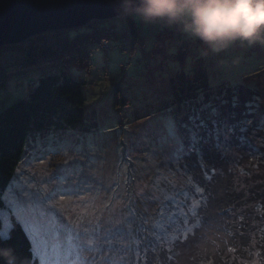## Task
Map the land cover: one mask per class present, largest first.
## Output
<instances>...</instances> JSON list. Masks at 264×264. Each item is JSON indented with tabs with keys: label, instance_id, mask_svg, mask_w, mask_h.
<instances>
[{
	"label": "rangeland",
	"instance_id": "rangeland-1",
	"mask_svg": "<svg viewBox=\"0 0 264 264\" xmlns=\"http://www.w3.org/2000/svg\"><path fill=\"white\" fill-rule=\"evenodd\" d=\"M138 24L141 37L135 46L127 39L109 38L112 47L95 46L89 66L75 69L87 80L88 121L95 127L87 132L33 133L4 190L13 201L15 192L27 191L35 213L18 215L17 221L28 233L41 264H146L147 254L155 252L159 241L169 247L193 232L201 190L179 162L184 143L178 122L184 118L186 125L193 124L204 109L202 117L207 120L210 91L223 101L219 109L224 115L233 111L234 101L257 112L250 140L259 142L264 136L259 129L264 124V45L237 42L212 52L176 28ZM180 37H184L185 48L179 47ZM120 41L127 49L118 45ZM11 57L17 58L16 54ZM21 71L0 90V111L24 96L29 81L37 79L41 70L19 74ZM206 83L210 90L201 86ZM117 85L130 99L129 105L115 103ZM187 90L190 96L186 100L182 95ZM229 125L230 120L221 124L222 134L234 140ZM198 126L210 157L207 129ZM187 127L182 128L186 137ZM233 154L223 162L236 187L258 181L252 178L258 177L255 171L264 174V160L255 162L252 157ZM226 174L214 177L223 182ZM217 188L202 225L210 234L203 252L210 255L218 254L219 246L226 250L230 244L225 242L230 239L225 231L229 215L221 211L225 199L221 187ZM257 198L256 194L254 200ZM251 206L254 211V202L245 209ZM259 223L254 222L249 238L254 252L251 245L246 258L239 256L242 263L263 264L256 251L261 242ZM12 225L6 218L3 236Z\"/></svg>",
	"mask_w": 264,
	"mask_h": 264
},
{
	"label": "trees",
	"instance_id": "trees-1",
	"mask_svg": "<svg viewBox=\"0 0 264 264\" xmlns=\"http://www.w3.org/2000/svg\"><path fill=\"white\" fill-rule=\"evenodd\" d=\"M138 23L122 15L110 20L94 19L83 27L52 30L32 36L18 44L0 46V90L7 88L9 78L19 69L22 70L19 74H24L30 69L41 70L37 79L29 81L26 94L0 111V189L4 191L10 184L33 133L68 129L87 132L95 127L93 121H88L85 94L87 80L77 75L75 69L89 66L91 52L95 46L105 47L104 43L107 42L108 47L105 48L112 47L109 38L116 41L127 39L131 41V47L135 46L141 37ZM180 40L179 47L185 48L184 37H180ZM118 43L123 49H127L125 42ZM179 53L183 55L186 51ZM13 54H16L15 60L11 57ZM77 64L81 65L80 68L75 66ZM201 86L211 89L208 83ZM210 92L208 98L212 101L207 108L208 112L210 111L208 122L202 117L206 110L204 109L199 112L193 124H187V137L182 130L187 126L183 122L184 118L178 122V132L184 143V152L179 162L188 169L201 190L196 225L186 238L176 240L169 247L159 241L155 252L147 254L146 264H239V256L246 258L248 248L251 249L252 242L249 238L253 235L252 228L256 220H260L257 228L261 240L260 249L256 244V251L264 264V174L255 171L258 177L252 178H259L258 181L254 184L248 182L244 188L236 187L232 183L233 177L230 179L228 176L229 167L223 162L224 158H230L232 153H235L232 156L246 155L247 159L252 157L255 162L264 160V136H261L259 142L252 143L250 140L256 129L254 117L257 112L247 110L245 106L234 101L233 111L229 110L230 113L224 115L219 109V105H224L223 101L215 98L213 91ZM191 95L197 97V93ZM182 96L187 100L189 91ZM114 100L117 106L120 103L123 106L130 104V99L118 85L114 88ZM214 117L217 118V123ZM227 120H230L228 128L234 134V140L222 134L224 127L221 124ZM198 125H206L210 157L206 152L207 146L203 145L206 140L202 138ZM259 126V129L264 131V124ZM226 172L223 182L214 177L217 173ZM211 178H214V181H211ZM211 183L218 187L217 189L221 187L222 198L225 202L228 201L221 205V211L229 215L225 218V231L230 239L225 242L230 244L226 245V250L219 246L218 254L215 255L204 253V240L210 234L209 231L205 233V230H202L208 214V202L215 197V187H212ZM256 194L258 198L254 200ZM252 202L255 203L254 211L252 206L245 209ZM243 206L244 208H241ZM17 223L19 226L13 224L7 236L0 234V248L11 247L14 250L15 264H41L34 253L28 233L18 221ZM182 248L184 249L181 250ZM253 248L252 245V253ZM0 264H7V258L0 256ZM240 264L245 263L240 261Z\"/></svg>",
	"mask_w": 264,
	"mask_h": 264
},
{
	"label": "clouds",
	"instance_id": "clouds-1",
	"mask_svg": "<svg viewBox=\"0 0 264 264\" xmlns=\"http://www.w3.org/2000/svg\"><path fill=\"white\" fill-rule=\"evenodd\" d=\"M118 13L145 25L176 28L212 52L240 44L264 45V0H113ZM10 239V237H9ZM7 264L14 250L0 248Z\"/></svg>",
	"mask_w": 264,
	"mask_h": 264
},
{
	"label": "water",
	"instance_id": "water-1",
	"mask_svg": "<svg viewBox=\"0 0 264 264\" xmlns=\"http://www.w3.org/2000/svg\"><path fill=\"white\" fill-rule=\"evenodd\" d=\"M118 16L113 0H0V46Z\"/></svg>",
	"mask_w": 264,
	"mask_h": 264
},
{
	"label": "snow or ice",
	"instance_id": "snow-or-ice-1",
	"mask_svg": "<svg viewBox=\"0 0 264 264\" xmlns=\"http://www.w3.org/2000/svg\"><path fill=\"white\" fill-rule=\"evenodd\" d=\"M14 195L15 201L9 199L8 196L4 194L3 189H0V234L3 233V225L6 218L18 227V215H27L31 217L35 213V209L29 202L27 191H17Z\"/></svg>",
	"mask_w": 264,
	"mask_h": 264
},
{
	"label": "built area",
	"instance_id": "built-area-1",
	"mask_svg": "<svg viewBox=\"0 0 264 264\" xmlns=\"http://www.w3.org/2000/svg\"><path fill=\"white\" fill-rule=\"evenodd\" d=\"M104 46H105V47H108V43H107V42H105V43H104Z\"/></svg>",
	"mask_w": 264,
	"mask_h": 264
}]
</instances>
